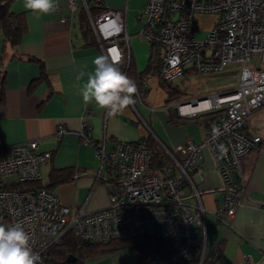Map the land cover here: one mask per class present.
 I'll list each match as a JSON object with an SVG mask.
<instances>
[{
	"label": "built area",
	"instance_id": "obj_1",
	"mask_svg": "<svg viewBox=\"0 0 264 264\" xmlns=\"http://www.w3.org/2000/svg\"><path fill=\"white\" fill-rule=\"evenodd\" d=\"M68 6L78 8L77 0ZM89 24L103 54L119 58V67L129 62L128 35L121 10L104 8L102 0H81ZM91 6H101L96 14ZM215 16L203 38L194 33L200 14ZM141 35L161 47L158 78L172 82L184 68L204 75L219 72L229 64L239 65L237 85L208 97L176 105L179 115L194 117L212 109L224 108L217 118L203 127L199 144L186 141L168 147L156 140L166 154L159 168L150 169L151 151L145 140L117 141L105 153L89 138L106 163L108 176L96 174L110 184L108 205L96 211L83 207L72 211L56 193L31 183L40 180V166L52 157L50 151L38 150V140L0 145V223L22 224L32 237L33 251L40 263L50 246L59 243L67 232L92 243L114 239L157 236L169 242L173 262L187 258L200 245L197 264L207 257V214L216 219L233 218L249 199L244 177L245 155L251 149L264 154V136L244 130L246 119L264 107V68L250 66L252 55L264 64V0H145L141 12ZM138 94V92L136 93ZM207 106H200L203 102ZM191 104L194 109L184 112ZM140 117V116H139ZM83 136L89 125L84 122ZM64 129L57 132L61 134ZM207 150L221 179L222 203L206 209L201 184ZM136 253V252H135ZM217 247L210 255L215 256ZM135 264H164L161 254L136 253ZM246 264H264V256Z\"/></svg>",
	"mask_w": 264,
	"mask_h": 264
},
{
	"label": "crops",
	"instance_id": "obj_2",
	"mask_svg": "<svg viewBox=\"0 0 264 264\" xmlns=\"http://www.w3.org/2000/svg\"><path fill=\"white\" fill-rule=\"evenodd\" d=\"M77 1L78 8L72 10L68 0H58L56 13L40 14L37 18L25 9L24 0H0V11L7 3L9 21L13 27L18 24L21 28L18 41L11 43L0 23V68L4 76L0 145L38 140V150L50 151L52 155L40 166V182L72 211L81 207L96 211L108 205L110 184L103 178H96V174L108 176V171L106 163L97 156L96 148L85 141L86 137L103 147L105 153L117 141L135 142L150 136L172 148L186 141L201 143L204 124L200 119L201 132L192 133L185 121L174 123L169 120L172 104L166 103L167 90L153 70L144 75L142 84L137 86L135 105L116 116H108L107 110L95 102L86 104L80 95V86L94 70L93 59L103 51L81 0ZM102 4L104 8L123 12L129 60L132 58L134 70L141 72L149 57L148 41L141 35L144 20L140 16L145 0H102ZM101 10L102 7L91 6L90 13L93 15ZM199 20L201 24H207L201 31H198ZM214 21L213 14H200L194 35L197 32L205 35ZM127 24L139 26L136 35L128 34ZM80 72L85 75L77 80ZM190 74L194 75L186 66L182 75ZM176 105L174 111L179 115ZM261 112L258 109L255 113L264 115ZM252 116L246 119L244 130L264 136L260 118L256 116L251 120ZM84 122L89 125L87 136L82 134ZM60 128L64 131L58 134ZM203 153L206 171L201 184L202 199L206 209L211 211L222 203L221 179L207 150ZM52 169L64 170L68 178L51 184ZM244 177L249 199L238 208L234 217L230 219L223 215L219 220L207 214V222L220 225L223 228L221 234L225 230L222 240L228 238L234 245L239 244L236 253L224 264H246V257L257 262L264 256V154L255 148L245 155ZM243 243L246 255L240 247ZM219 247L213 258L218 256Z\"/></svg>",
	"mask_w": 264,
	"mask_h": 264
},
{
	"label": "trees",
	"instance_id": "obj_3",
	"mask_svg": "<svg viewBox=\"0 0 264 264\" xmlns=\"http://www.w3.org/2000/svg\"><path fill=\"white\" fill-rule=\"evenodd\" d=\"M3 5V4H2ZM7 3L2 6L3 9L0 11V23L2 24L6 38L11 42L15 43L18 41L21 28L18 24L15 27L9 21V13L6 11ZM101 7V6H98ZM161 47L157 42H149V57L146 68L141 72L134 70L132 65V58L128 64H124L122 72L131 77L136 85L139 87L146 75L150 70L154 72L159 67L160 63ZM3 71L0 68V104L4 100V82H3ZM162 80V79H161ZM164 81V80H163ZM165 82V81H164ZM171 83V82H166ZM168 98L166 103L170 101L172 95L177 94L176 88L168 87L167 89ZM224 108L212 109L207 112L201 113L202 123L205 125L208 121L213 120L221 115ZM170 121L179 123L184 120V116L177 115L172 107H170L169 115ZM196 117V116H195ZM145 138V143L151 151L152 159L150 169L159 168L166 161V154L160 147L158 142L153 138ZM68 178L64 170L52 169L50 172V182L58 183ZM32 186L43 185L40 180L31 183ZM44 187L48 188L46 185ZM49 189V188H48ZM130 245L132 249L141 257L146 254L156 252L161 254L164 259V264H197L199 258L200 245L193 248L187 258H183L176 262L170 259V244L169 242L158 238L157 236H145V237H134L124 239H114L106 243H92L90 241L83 240L75 236L72 232H67L61 239V241L55 245L49 247L45 255L42 258L40 264H82L83 257L100 256L102 254L119 249V247ZM208 262V257L203 261V264Z\"/></svg>",
	"mask_w": 264,
	"mask_h": 264
},
{
	"label": "clouds",
	"instance_id": "obj_4",
	"mask_svg": "<svg viewBox=\"0 0 264 264\" xmlns=\"http://www.w3.org/2000/svg\"><path fill=\"white\" fill-rule=\"evenodd\" d=\"M25 9L39 18L40 14L58 11V0H24ZM94 70L87 74V81L80 86V95L87 103L95 102L107 115L114 117L129 106L135 105L138 92L135 81L121 71L118 57L103 54L93 61ZM85 75L80 72L77 80ZM32 237L20 223H0V264H40V256L33 251Z\"/></svg>",
	"mask_w": 264,
	"mask_h": 264
},
{
	"label": "rangeland",
	"instance_id": "obj_5",
	"mask_svg": "<svg viewBox=\"0 0 264 264\" xmlns=\"http://www.w3.org/2000/svg\"><path fill=\"white\" fill-rule=\"evenodd\" d=\"M203 19V18H202ZM207 19V18H206ZM208 20V19H207ZM201 20H199L198 24V31L203 30V27H205L207 24L200 23ZM139 29L138 25L134 24H127V32L129 35L134 36L136 35L137 30ZM197 38H203L202 32L196 33ZM149 44L148 42H146ZM248 65L250 66H259L264 68V64L260 62V59L258 56L252 55L251 61L248 62ZM238 76H239V65L238 64H229L226 66L222 71L220 72H211L204 75H198V74H190L187 77H184L182 75L181 77L175 78L170 84L161 81V84L164 86V88H168L169 86L172 88H176L178 90V93L175 95H172L170 98L169 103L172 104V108L175 109L174 105L177 103L183 104V102L191 101L193 99H198L201 97H208L211 95H214L216 93H220L222 91H225L227 89H232L237 85L238 82ZM145 99V98H144ZM264 113V107L261 109ZM254 111L251 115H253L251 120H254V118L257 116L260 118V126L262 129H264V118H261L264 115H258ZM201 113L197 114L196 117H188L186 116L183 121H185V126L188 128L189 131L193 132H201V125L199 120L201 119ZM250 120V121H251ZM259 129V128H258ZM256 128V130H258ZM210 219V218H209ZM213 222V220H212ZM222 227L220 225H216V223L211 224L210 220L208 222L207 227V246H206V253L208 257L209 264H224L227 263L231 259V255L236 253V249H238L239 244L234 245L231 243L228 238H225L222 240V236L224 235V232H222ZM225 229V228H224ZM219 242V244H218ZM218 244V245H217ZM218 250V256L212 257L210 255L212 251L219 246ZM242 252H246L247 249L245 248V243L240 245ZM243 255H246L244 253ZM137 260L136 253L132 249V246L125 245L122 247H119V249H114L111 252L102 254L100 256H93L89 258H82V264H135ZM206 264H208L206 262Z\"/></svg>",
	"mask_w": 264,
	"mask_h": 264
},
{
	"label": "bare ground",
	"instance_id": "obj_6",
	"mask_svg": "<svg viewBox=\"0 0 264 264\" xmlns=\"http://www.w3.org/2000/svg\"><path fill=\"white\" fill-rule=\"evenodd\" d=\"M208 106L209 105V102L208 101H206V102H203V103H201L200 104V106ZM194 109V106L193 105H191V104H187V105H184L183 107H182V110L184 111V112H189V111H191V110H193Z\"/></svg>",
	"mask_w": 264,
	"mask_h": 264
}]
</instances>
